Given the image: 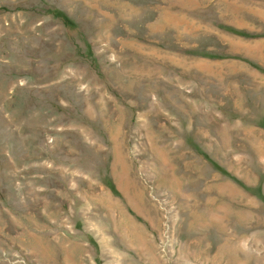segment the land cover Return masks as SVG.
I'll return each mask as SVG.
<instances>
[{
	"label": "rangeland",
	"instance_id": "1",
	"mask_svg": "<svg viewBox=\"0 0 264 264\" xmlns=\"http://www.w3.org/2000/svg\"><path fill=\"white\" fill-rule=\"evenodd\" d=\"M0 264H264V0H0Z\"/></svg>",
	"mask_w": 264,
	"mask_h": 264
},
{
	"label": "trees",
	"instance_id": "2",
	"mask_svg": "<svg viewBox=\"0 0 264 264\" xmlns=\"http://www.w3.org/2000/svg\"><path fill=\"white\" fill-rule=\"evenodd\" d=\"M235 33H237V34H239L241 36H246V37L249 36V34H246L244 32L235 31Z\"/></svg>",
	"mask_w": 264,
	"mask_h": 264
}]
</instances>
